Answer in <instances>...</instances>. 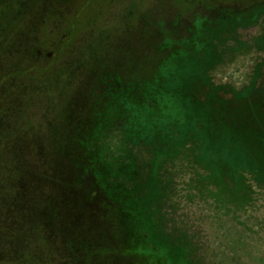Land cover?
<instances>
[{"label": "rangeland", "instance_id": "obj_1", "mask_svg": "<svg viewBox=\"0 0 264 264\" xmlns=\"http://www.w3.org/2000/svg\"><path fill=\"white\" fill-rule=\"evenodd\" d=\"M125 1L53 0L1 35L0 264L66 261L64 210L54 202L62 184H76L71 166L101 155L87 149L95 142L110 144L111 161L88 170L104 196L120 187L121 171L141 195L151 164L163 163L160 232L172 245L191 242L192 264H264L263 18L234 25L203 13L197 26L177 15L181 0H144L142 10L156 2L164 21L128 17L126 26ZM65 30L74 39L50 60ZM92 233L79 243L96 249ZM132 250L129 264H186L182 253L162 262L161 249Z\"/></svg>", "mask_w": 264, "mask_h": 264}, {"label": "trees", "instance_id": "obj_2", "mask_svg": "<svg viewBox=\"0 0 264 264\" xmlns=\"http://www.w3.org/2000/svg\"><path fill=\"white\" fill-rule=\"evenodd\" d=\"M13 1L14 2L11 5H8V2H5V0H0V10L2 9L0 12V40L2 34L9 33L22 18L29 16L30 13L36 11V9L39 8V5L42 7L46 4L49 5L53 0ZM54 1L58 3L60 1L68 2L70 0ZM113 1L116 3V1L120 0ZM121 1L124 2L125 0ZM126 1H129L130 10L128 8V12L123 11L122 13H120V16L123 17L124 15V20L121 24L128 26V17L131 18L130 22H132L133 24L137 22V20L139 23L147 22L148 24L152 23L153 21L161 23L164 21L158 13L153 14L152 9H154L157 5V0L153 7L150 6L143 10L142 8L144 0ZM211 1L212 3L207 5L218 7L221 0ZM180 4V11L188 12L191 7H193V2L191 0H181ZM46 17H49V15H46ZM74 23L75 22H72V24ZM197 26L200 25L197 24ZM260 27H262V30L264 31V19L261 21ZM116 30L117 28L115 27L114 32ZM66 32L67 30H65V36L62 35V37H60L58 42L55 44L56 50H54L52 56H59L63 53V46L66 44V41L68 40L67 38L70 39L72 35H68ZM160 32V27L158 28V30H154V33L156 35L158 34V37L160 36ZM164 34L165 35L162 34V36L166 39H169L170 43H173L169 38L170 35L167 29L165 30ZM99 35L101 34H98V37H100ZM73 36L71 37V40L74 39ZM71 40L69 41V43L71 42ZM206 40L209 41L208 38ZM61 44L63 45L61 46ZM15 74H17V72H14V75ZM66 145V142H58L56 144V147L59 148L61 156L64 157L67 153ZM109 146L110 144L108 142H101L99 144L95 142L88 145L87 149L90 153L97 148L98 153H100L101 155H97V157L91 159L93 160V162L91 160L88 161V159H83L82 163L71 166L70 170L72 171V174H74L76 184H73V186H71V184H62L61 198L55 202L53 201L55 203L54 207H56L57 214H59V208L61 210H64V220L62 223V226L64 225V229L61 230V233H63V236H65V244L68 250V257L66 261L63 262V264H78L79 261L82 264H89V262H93L92 259L94 257L95 263L99 258H103L106 264H110L111 261H107V259L108 257L112 259L114 256L119 258L121 257L122 262L124 261L126 264H129V260L126 258V256L129 255V257H131L132 254H136L134 253L132 248L135 249L142 245L146 247L150 246V248H153V250L161 249L162 251L160 254H164V256L161 257V255L158 256V258L162 262L165 261V258L167 256L174 259V261L177 260L178 257L182 258L183 256L186 264H192L191 251L194 250L197 254L198 249H196V247L191 242H187V244H178L180 238L177 239V244L175 243L174 245H172L170 244V239L167 238V235L164 236L160 232L162 227L156 215H158L160 211L159 203L164 197V194H162L163 190L158 174V171L160 170V167L163 163L159 164L158 166L151 164V169L149 172L150 179H148L149 183L146 181L147 187H142L141 195H136L135 191H133L134 189H132V186L127 187V184L124 185L126 181L125 178H127V172L121 171L118 172V174L117 172H115V168H117V166L115 165H118L120 163L117 160H115L114 162H117L118 164L116 163L114 166L110 165L111 162H109L110 164H107L111 169L110 173H112L113 176L114 174H117V176L121 175L123 177V180L119 182L120 187L118 189L108 191L105 190L108 195L106 194V196H104V194L102 193V190L104 191V189L99 187L97 183L91 182L88 170L90 168H93L97 161H103L104 165L106 163V160L111 161V156H109ZM120 157L121 156L117 158ZM85 161H87V164H85ZM13 162L16 163L15 161ZM13 162L10 164H14ZM125 162H127L126 159ZM144 188L145 190H143ZM109 194H111V196ZM42 212L44 213V211ZM75 226L77 227V230L75 229ZM91 230H93L95 232V235H98L97 237L100 238L99 244L96 246V249H93V246L88 244L87 241L90 239H86L85 243L83 241L82 244L79 243L80 237L82 239H84L85 236L93 237V231L91 232ZM110 230L111 233H109ZM75 232L81 235L76 236ZM111 238L114 240L113 242L110 241ZM121 243H123L124 245L123 248H121ZM127 247H129V250L125 251V248ZM1 251L2 250L0 248V253H2ZM180 253H182L183 255L181 254V256ZM13 262L16 261L14 260Z\"/></svg>", "mask_w": 264, "mask_h": 264}, {"label": "flooded vegetation", "instance_id": "obj_3", "mask_svg": "<svg viewBox=\"0 0 264 264\" xmlns=\"http://www.w3.org/2000/svg\"><path fill=\"white\" fill-rule=\"evenodd\" d=\"M191 1L193 2V7H191V9L188 12L183 11L182 13L179 12V14H177V15L185 14L191 17V21L189 22L191 25H197L198 23L201 24L203 21L202 19L205 17L203 16V13L209 14L215 12L217 14H221L224 17H227L228 19L226 20L227 22H230L231 24L234 25H243L245 23L249 24L251 22H258L259 21L258 16H260V18L261 17L263 18V13L261 12L264 11V0H221L219 2L218 7L207 5L212 3L211 0H207L204 3H202V0H191ZM177 10L180 11L179 7L177 8ZM177 19L179 18L175 17V20ZM262 20L259 21V25ZM52 53L53 51L51 50L50 52H47L45 56L51 60ZM36 54L37 56H41V57L44 56V53L42 54L40 50H37ZM51 64L52 61L51 63H49L50 68H51Z\"/></svg>", "mask_w": 264, "mask_h": 264}]
</instances>
